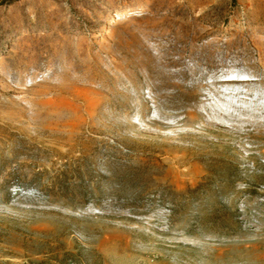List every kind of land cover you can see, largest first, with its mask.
Returning a JSON list of instances; mask_svg holds the SVG:
<instances>
[{
	"label": "rangeland",
	"instance_id": "rangeland-1",
	"mask_svg": "<svg viewBox=\"0 0 264 264\" xmlns=\"http://www.w3.org/2000/svg\"><path fill=\"white\" fill-rule=\"evenodd\" d=\"M0 264H264V0H0Z\"/></svg>",
	"mask_w": 264,
	"mask_h": 264
},
{
	"label": "bare ground",
	"instance_id": "bare-ground-1",
	"mask_svg": "<svg viewBox=\"0 0 264 264\" xmlns=\"http://www.w3.org/2000/svg\"><path fill=\"white\" fill-rule=\"evenodd\" d=\"M127 13H131V14H135L136 13V11H133V10H129V12H127ZM123 14H124V12H120L118 15H119V17H123Z\"/></svg>",
	"mask_w": 264,
	"mask_h": 264
}]
</instances>
